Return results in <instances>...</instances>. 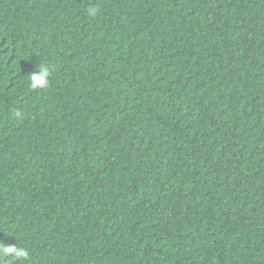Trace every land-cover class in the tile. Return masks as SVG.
Masks as SVG:
<instances>
[{
    "label": "trees",
    "instance_id": "obj_1",
    "mask_svg": "<svg viewBox=\"0 0 264 264\" xmlns=\"http://www.w3.org/2000/svg\"><path fill=\"white\" fill-rule=\"evenodd\" d=\"M0 244L264 264V0H0Z\"/></svg>",
    "mask_w": 264,
    "mask_h": 264
},
{
    "label": "clouds",
    "instance_id": "obj_2",
    "mask_svg": "<svg viewBox=\"0 0 264 264\" xmlns=\"http://www.w3.org/2000/svg\"><path fill=\"white\" fill-rule=\"evenodd\" d=\"M98 11L99 9L95 7H90L88 9V13L91 16L97 15ZM50 76L51 71L49 66H37V70L28 75L29 87L32 90L46 89L50 84ZM14 115L18 118L23 117V113L20 110H16ZM28 256L29 253L25 248L17 247L16 245L10 244H0V259L4 257H10L14 264L15 261L27 260Z\"/></svg>",
    "mask_w": 264,
    "mask_h": 264
}]
</instances>
